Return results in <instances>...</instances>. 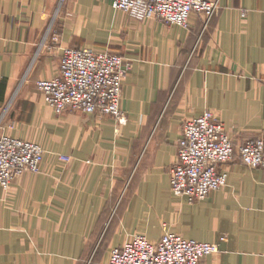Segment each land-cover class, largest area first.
Segmentation results:
<instances>
[{
	"label": "crops",
	"instance_id": "1",
	"mask_svg": "<svg viewBox=\"0 0 264 264\" xmlns=\"http://www.w3.org/2000/svg\"><path fill=\"white\" fill-rule=\"evenodd\" d=\"M112 1L104 20L101 0H0V135L46 151L39 173L0 187V264H105L135 235L167 230L218 241L203 264H264V168L236 152L221 166L227 185L193 203L172 192L169 173L185 122L206 109L236 147L264 137V0H219L214 17L193 13L188 27ZM70 46L131 61L123 122L46 104L36 82Z\"/></svg>",
	"mask_w": 264,
	"mask_h": 264
},
{
	"label": "built area",
	"instance_id": "2",
	"mask_svg": "<svg viewBox=\"0 0 264 264\" xmlns=\"http://www.w3.org/2000/svg\"><path fill=\"white\" fill-rule=\"evenodd\" d=\"M112 6L182 27L189 26L193 13L207 22L220 9L219 0H113ZM131 67L129 59L109 47L70 46L63 49L57 73L38 80L36 88L57 114L71 109L111 117L121 123L123 80ZM236 152L246 166L264 168V137L236 147L212 110L206 109L191 118L184 126L176 159L170 167L172 192L193 203L221 190L228 183V174L221 171V166ZM45 154V149L35 142L1 134L0 187L6 190L18 177L39 173ZM60 158L65 162L71 160L68 155ZM219 252L218 241H199L167 230L157 241L135 235L121 247L111 249L105 264H203L206 256Z\"/></svg>",
	"mask_w": 264,
	"mask_h": 264
},
{
	"label": "rangeland",
	"instance_id": "3",
	"mask_svg": "<svg viewBox=\"0 0 264 264\" xmlns=\"http://www.w3.org/2000/svg\"><path fill=\"white\" fill-rule=\"evenodd\" d=\"M111 1L112 0H101V3H100V7H99V9H100V12H101V14L103 15V17H104V20H105V17H106V12L108 11V10H110V6H111ZM59 12H61V8H59L58 10H57V15H59ZM9 108L10 107H6V109H5V107H4V109H3V111H2V115H4V113H5V111H8L9 110ZM85 113V112H84ZM216 115V114H215ZM194 118V117H193ZM219 119V118H218ZM188 120H190V119H188ZM187 120V121H188ZM186 121V122H187ZM186 122H185V124H186ZM185 124H184V126H185ZM184 126H183V129H184ZM183 129H182V133H183ZM12 135H16V134H14V133H12ZM16 136H18V135H16ZM182 136V135H181ZM18 137H21V136H18ZM22 138V137H21ZM24 139V138H23ZM25 140V139H24ZM27 140V139H26ZM180 140V139H179ZM28 141H30V140H28ZM32 142V141H31ZM179 144V143H178ZM178 151V150H177ZM201 201V200H200ZM176 233V232H175ZM179 234V233H178ZM183 236V235H182ZM185 237V236H184ZM102 253H104V251H100L99 250V252H98V255L100 254H102Z\"/></svg>",
	"mask_w": 264,
	"mask_h": 264
},
{
	"label": "trees",
	"instance_id": "4",
	"mask_svg": "<svg viewBox=\"0 0 264 264\" xmlns=\"http://www.w3.org/2000/svg\"><path fill=\"white\" fill-rule=\"evenodd\" d=\"M221 121V120H220ZM242 145V144H241ZM239 147V146H238Z\"/></svg>",
	"mask_w": 264,
	"mask_h": 264
}]
</instances>
